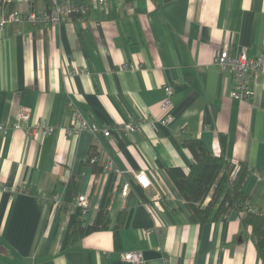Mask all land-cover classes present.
Wrapping results in <instances>:
<instances>
[{"label":"crops","instance_id":"0c3cea01","mask_svg":"<svg viewBox=\"0 0 264 264\" xmlns=\"http://www.w3.org/2000/svg\"><path fill=\"white\" fill-rule=\"evenodd\" d=\"M11 2L19 12L49 6ZM224 47L262 53L264 0H108L106 10L72 14L59 26L21 20L0 28V264H131L121 258L131 250L141 251L144 264H264L243 212L193 222L167 172L188 171L192 156L182 141L198 137L213 155L222 149L228 160L248 165L247 204L264 207V69L251 98H232L231 78L213 63ZM164 83L173 87L169 123L161 122L159 107ZM69 102L111 136L87 128L68 134L78 124ZM21 108L29 120L14 128ZM143 117L139 130L115 132ZM38 124L53 130L29 135ZM92 146L121 174L95 175ZM137 171L150 186L134 185L122 197ZM51 192L62 196L63 209L43 206L39 199ZM82 193V226L102 206L110 219L70 245L79 212L64 207Z\"/></svg>","mask_w":264,"mask_h":264},{"label":"built area","instance_id":"2783aa9c","mask_svg":"<svg viewBox=\"0 0 264 264\" xmlns=\"http://www.w3.org/2000/svg\"><path fill=\"white\" fill-rule=\"evenodd\" d=\"M11 0H2V2H7ZM49 6L43 13H37L33 10L27 12H19L17 10H12L10 12H2L0 16V28L3 29L6 24L18 22L21 20H26L33 25L49 26L59 24L72 14H85L89 9L99 8L100 10H106L108 6V0H87L86 2L73 3L66 0H48ZM118 4L122 3V0H117ZM214 65L224 73L226 76L231 78L232 88L231 97L238 100H246L254 95V90L252 87V82L257 74H259L264 69V48L262 53L250 57L247 55L245 49H241L234 53H231L226 47L218 51L213 59ZM164 97L161 100L159 107L162 112L161 122L169 123L172 119L170 113L171 108V95L173 92V87L171 84L164 83ZM71 107V113L78 121L76 126L67 130L68 134L78 133L82 129L87 128L94 134H102L104 136H111V130L107 127L98 126L93 121L89 122L81 113L79 108L75 103L69 102ZM29 111L21 108L17 111L15 116V121L12 126L14 128L23 127V123L29 120ZM147 117H143L137 121L124 122L115 128V132H134L139 130L141 125L147 121ZM0 128L6 131L3 125ZM37 130L43 132H50L53 130V126H47L44 124H38L37 126H32L29 129V135L34 134ZM95 158L90 159L93 162ZM101 164L103 169L111 171L117 175L121 174V170L115 166L113 160L103 161L101 159ZM132 181L125 182L121 188V196L127 197L129 191L132 190L134 185H137L141 189H147L150 186V179L147 177L146 173L143 171L132 172ZM44 207L56 212L63 206L62 196L57 192H51L43 194L41 198ZM67 211L71 213L79 212L81 215L85 214L88 210V200L86 194H79L76 196L72 202L66 205ZM150 233V229L146 230V234ZM121 258L131 264H144L145 259L139 250L126 251L121 254Z\"/></svg>","mask_w":264,"mask_h":264},{"label":"trees","instance_id":"16d2710c","mask_svg":"<svg viewBox=\"0 0 264 264\" xmlns=\"http://www.w3.org/2000/svg\"><path fill=\"white\" fill-rule=\"evenodd\" d=\"M1 4L2 12L7 13L14 9L11 1L2 2L1 0ZM220 142L224 148L225 137L222 134H220ZM182 144L192 156L188 171L184 172L179 167H168L167 172L183 197L190 211L191 220L202 224L209 219L224 217L231 210L243 212L242 222L250 227V239L264 262V207L252 210L247 204L248 195L245 185L251 171L248 165L245 162L228 160L222 149L221 153L213 155L198 137L185 138ZM93 157L95 160L91 162L90 159ZM88 161L95 175L103 170L101 155L95 146H92L89 151ZM64 208L67 210L66 206ZM123 212L124 210L121 211L119 218L122 217ZM80 215L79 213L73 223L67 244L71 245L91 231L106 228L110 219L105 206L99 209L92 223L87 226L81 225ZM118 224L114 228L115 233Z\"/></svg>","mask_w":264,"mask_h":264}]
</instances>
